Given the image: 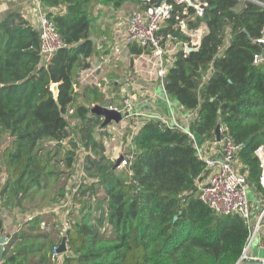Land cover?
Returning <instances> with one entry per match:
<instances>
[{
  "label": "trees",
  "instance_id": "16d2710c",
  "mask_svg": "<svg viewBox=\"0 0 264 264\" xmlns=\"http://www.w3.org/2000/svg\"><path fill=\"white\" fill-rule=\"evenodd\" d=\"M204 1L209 7L201 18L192 7L175 4L162 30L164 36L181 25L208 30L197 46L182 31L176 37L198 50L186 53L182 47L172 54L165 91L197 113L195 137L213 142L221 125V136L241 146L238 159L252 188L264 196L255 154L264 150V0ZM129 2L140 10L150 6L144 0H41L65 45L48 67L41 65L40 32L24 14L0 17V141L6 140L0 153V236L4 214L16 222L24 218L1 264H53L54 248L63 240L59 218L40 213L67 199L80 148L88 153L74 195L81 209L65 231L69 253L63 264H238L247 247L245 220L216 216L201 200L199 186L209 171L190 135L146 121L122 172L95 139L103 120L91 108L102 105V94L97 87L75 86L80 70L109 54L106 45L100 50L91 41L95 10L115 13ZM129 51L151 55L135 44Z\"/></svg>",
  "mask_w": 264,
  "mask_h": 264
},
{
  "label": "built area",
  "instance_id": "2783aa9c",
  "mask_svg": "<svg viewBox=\"0 0 264 264\" xmlns=\"http://www.w3.org/2000/svg\"><path fill=\"white\" fill-rule=\"evenodd\" d=\"M144 2L148 4L150 3V6L147 9L138 10L130 15L125 14L124 12L121 16H118V19L120 20L114 24L113 39L116 38L117 42L126 47L135 44L151 50V56L154 59L153 62L156 68L159 86L162 88L167 102L172 106V99L165 91V78L172 65V59L169 54L174 53L175 51L170 46L176 41V36L174 34L164 36L162 30L165 28L167 21L172 17L175 4H186L189 7H192L195 10V15L201 18L209 7V3L204 0H157L155 2L153 0H144ZM255 3L260 4L259 2ZM183 13H187L186 8ZM30 14L34 15L33 18L35 19L34 21H30L31 24L40 32L41 65L48 67L53 61L56 53L61 48L65 47V45L57 31L55 23L43 10L41 0H35L34 7L30 11ZM181 31L184 33L187 32L188 34L190 33L187 30L183 31V28H181ZM191 40L192 45L197 46L200 44L201 38L197 41L192 38ZM259 43L264 44V40H259ZM100 87L102 91H105L110 85L109 83H105ZM123 93L125 97L123 100V108L119 109L114 106L108 107L110 109L119 110L123 114L127 112L129 113V117H137L138 114L132 97H130L127 91H123ZM171 113L172 115L170 117L161 116L159 114H148L146 115V121L160 122L167 128L181 130L193 138L198 155L206 163L209 171L206 180L199 186L201 200L215 213L216 216L238 215L245 220V223L250 230V236L247 247L245 248L238 264L256 261L264 263V257L260 258L259 256H254L250 252L252 246H258L259 250L264 251V206L259 214L254 217L251 210L250 200L252 186L248 179V172L238 159V152L241 149V146L236 145L228 136H221L220 142L215 139L213 142L209 143L213 148H220V152L217 156L208 157L205 155L204 150H202L197 144L193 131L190 132L188 128H185L177 116L173 112ZM143 125L144 123L142 126ZM133 127L135 128V126ZM140 128H135L136 131L134 129L133 133H131L133 143ZM84 153H86L85 156L88 155L87 152L84 151ZM255 154L260 161L262 169L260 185L264 189L263 148H259ZM133 158L134 153L131 151L118 156L115 162L122 159L118 167L122 170L128 167L129 162L132 161ZM81 170L83 171V165L81 166ZM81 180H83L82 176H80V180H76L75 175V185L72 187V183L70 184L67 199L40 213H53L57 215L59 218V229L63 234V238H66L65 231L70 227V221L73 218L72 213L78 212L81 209V205L74 201V195L79 191L82 183ZM37 214L38 213L32 214L28 219L34 218ZM44 224L45 223L42 224V227L45 226ZM58 249L59 246L54 248L52 255L53 264H63L64 257L69 253L67 245V250L64 253H59Z\"/></svg>",
  "mask_w": 264,
  "mask_h": 264
},
{
  "label": "crops",
  "instance_id": "0c3cea01",
  "mask_svg": "<svg viewBox=\"0 0 264 264\" xmlns=\"http://www.w3.org/2000/svg\"><path fill=\"white\" fill-rule=\"evenodd\" d=\"M34 3L35 0H0V17L5 18L11 12L20 10L29 21H34V15L30 14V11L34 7ZM134 8L140 9V6L133 2H129L122 10L118 12L114 13L113 11L108 9L107 11L110 14L109 16L114 17L115 21H117L118 16H121L128 9ZM105 10L106 8L103 9L100 7H97V9L95 10V16H97V30L95 39L99 42L98 49L102 50V45H106L109 54L107 56H104L101 61L99 59H94L89 70L79 71V84L75 86V91H78L81 87L86 86L96 87L98 80L102 82L110 81L111 83H109V85H114L112 86V90L117 94V97H115V94L112 93V98L110 96H107L106 98L108 99L106 101L104 98L102 105L114 106L119 109L123 108V91H127L130 95H132L133 103L138 114L137 117L125 118L120 124L112 122L107 127H102L101 125V127L97 128V130L95 131V139L102 144L104 154L112 162V159L116 160L118 156L124 155L134 150V143L131 137V133H133V130L135 128H140L142 124L146 122V115L159 114L161 116L170 117L172 115L171 112H173L177 116L181 124L185 128H188L191 132L194 128L197 113L187 112L178 104L174 103L173 100L171 102L172 106L171 104L169 105L162 88L159 86L156 75V68L153 62L154 59L152 58V56H133L130 54L129 47L127 48L126 46L117 42L116 38L113 39L111 32L113 33L115 22L111 23L110 21H107L109 19H107L108 15L104 13ZM202 28L204 29V32L202 34L201 40L203 36L208 32L206 26H203ZM202 28L200 30H202ZM184 30L187 29L183 28V31ZM189 32L192 33L193 31ZM185 34L187 36H190L194 40L192 34H188L187 32H185ZM227 42H229V40ZM174 44L177 48L176 50H179L182 47H186V45H183L181 42H177V40L174 42ZM172 54L173 53L169 54V56L171 57ZM98 62H100L101 64L98 65ZM120 95L122 96L120 97ZM118 102L119 105L116 104ZM95 105L97 104H93V106ZM76 123L77 122L73 120L72 126H75ZM133 126H135V128ZM195 139L197 144L202 148V150H204L206 156L214 157L217 156L220 152V148H213L209 144L211 141H207L202 137H195ZM112 151L113 155L111 156ZM70 183H74V178L72 182H69L68 186H70ZM259 194H255L251 191V203L254 202L253 200H256L258 202L257 195ZM261 196L263 198L258 202L259 209L262 208L261 202L264 201V196L262 194ZM3 216V225L5 230L4 235L8 233L10 228L15 227L12 231L13 237V235L18 232L20 227L24 224V218H18L19 221L16 222L13 220V216H8L7 214H4ZM4 235H1L0 238H2ZM253 247L254 246H252V248L250 249V252L252 251ZM259 252L261 253L262 251L260 250ZM252 254L254 256H261L259 254Z\"/></svg>",
  "mask_w": 264,
  "mask_h": 264
},
{
  "label": "water",
  "instance_id": "95a60500",
  "mask_svg": "<svg viewBox=\"0 0 264 264\" xmlns=\"http://www.w3.org/2000/svg\"><path fill=\"white\" fill-rule=\"evenodd\" d=\"M176 37L181 38V29L178 28L174 34ZM91 41L97 45L98 41L96 39H91ZM198 48H191V47H186L185 48V52L186 53H191V52H195L197 51ZM263 59H264V55H263ZM98 65H100L101 63L98 62ZM81 71V70H80ZM58 84H54L52 86V91L55 94V96L58 95ZM91 114H94L96 116H99L101 118H103V123H102V127H107L108 125H110L112 122L116 123V124H120L125 118L129 117V113H122L119 110H115V109H110L108 106L105 105H95L91 108ZM221 134H222V128L221 125H218L215 131V136H216V140L218 142L221 141ZM122 159L117 160L116 162V167L118 168L120 163H121ZM15 227H12L9 229L8 233L5 234L2 238H0V264L3 262L4 257L6 255V248L10 243V239L12 237V231ZM66 238H63L61 244L59 245V253H64L66 252ZM242 264H264L260 261H256V262H244Z\"/></svg>",
  "mask_w": 264,
  "mask_h": 264
},
{
  "label": "rangeland",
  "instance_id": "374dc122",
  "mask_svg": "<svg viewBox=\"0 0 264 264\" xmlns=\"http://www.w3.org/2000/svg\"><path fill=\"white\" fill-rule=\"evenodd\" d=\"M129 5H131V4H129ZM128 5V6H129ZM138 10H140L139 8L138 9H136V8H134V9H128V10H126V12H125V14H132V13H134V12H136V11H138ZM105 14H107L108 15V17H107V19H109V20H107V21H110L111 23H114V24H116L117 22H118V20H120V19H117V21H115V19H114V17H111V16H109L110 14L108 13V11H107V9L105 10V12H104ZM180 29L181 28H183V26L181 25L180 27H179ZM203 32H204V29L202 28V30H199V31H193L192 33H189V34H192L193 36H194V40L195 41H197V40H199L201 37H202V34H203ZM111 35H112V37H113V33L111 32ZM171 48H173L174 49V51L177 49L176 47H175V44H172L171 46H170ZM128 48V47H127ZM123 56V55H122ZM147 56H151V55H147ZM115 62H116V59H115ZM95 70V69H94ZM104 83H111L110 81L109 82H105V81H99L98 80V82H97V88L99 89V91L101 92V94H102V97H101V101L102 100H104V98H105V101L108 99V98H106L107 96H110L111 98H112V93H114L115 95V97H117V94L115 93V92H113V90H112V86H114V85H110V87L109 88H107L105 91H101L100 89H101V85H104ZM92 87V86H91ZM108 91V92H107ZM55 95V94H54ZM130 95V94H129ZM122 95H120V97H121ZM130 97H132V95H130ZM114 98V97H113ZM123 98H125V97H123ZM133 99V98H132ZM115 104V103H114ZM117 105H119V102L118 103H116ZM110 131H113V130H110ZM132 132V131H131ZM5 144H6V140L4 139L3 141H0V153L2 152V150H3V148H4V146H5ZM114 151V150H113ZM113 151L111 152V156L113 155ZM77 154H78V156H77V160H76V166H75V173H74V176L76 175V180H80V176H82V179L84 180V173H83V171L81 170V166L83 165V158H84V156H85V154L86 153H84V149L83 148H80V149H78V151H77ZM109 156V155H108ZM112 162H115V159L113 160L112 159ZM125 169H122V170H119V171H124ZM74 176H73V178H74ZM83 180H81V181H83ZM71 184V183H70ZM74 185H75V182L74 183H72L71 184V186L72 187H74ZM253 193H255V194H259L256 190H254L253 188H252V190H251ZM68 192H69V190H68ZM102 194H104V192L102 191L101 192V195ZM49 195H51V192H49ZM258 196V202H259V200H261L263 197L261 196V194H259V195H257ZM255 197V196H254ZM254 202H252L251 203V210H252V214H253V216L255 217L257 214H259V212H260V210L262 209H259V204H258V202L256 201V200H253ZM262 203V207L264 206V201H262L261 202ZM254 205V206H253ZM78 214V212H75L74 213V216L75 215H77ZM73 216V217H74ZM258 246H254L253 247V249H252V251H251V253H254V254H259V255H261V256H259L260 258H262V257H264V251H262L261 253L259 252L260 250H258V248H257Z\"/></svg>",
  "mask_w": 264,
  "mask_h": 264
}]
</instances>
